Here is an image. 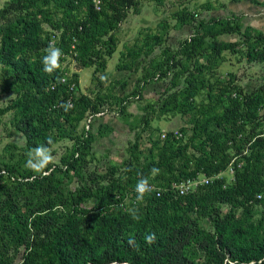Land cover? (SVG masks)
<instances>
[{
	"label": "trees",
	"instance_id": "1",
	"mask_svg": "<svg viewBox=\"0 0 264 264\" xmlns=\"http://www.w3.org/2000/svg\"><path fill=\"white\" fill-rule=\"evenodd\" d=\"M139 1L104 0L96 11L92 0H6L0 10L2 93L13 97L0 114L11 116L25 140L12 145L19 158L0 152V264H264V212L255 219L264 208V73L251 90L237 73H220L230 56L264 71L263 31L244 28L236 16L203 17L212 3L202 13L180 11L178 21L193 33L177 51L165 46L152 66L142 67L131 96H142L140 84L156 78L165 86L143 109V129L128 159L106 171L91 167L98 115L131 117V96L103 94L99 76ZM165 35L128 49L121 70L142 66L140 59L164 45ZM227 35L235 41L223 40ZM54 38L67 58L47 73L42 59ZM71 61L78 70L92 69L97 84L82 90L79 71L65 66ZM170 114L182 116V128L154 136L153 121ZM90 116L94 122L86 129ZM143 133H149L145 149ZM60 143L66 146L58 163L42 172L26 167L33 149L43 146L54 155ZM229 170L231 181L224 177ZM200 177L211 181L178 195L175 184ZM144 178L160 196L150 192L137 200L135 187ZM149 234H155L152 243L145 240Z\"/></svg>",
	"mask_w": 264,
	"mask_h": 264
},
{
	"label": "rangeland",
	"instance_id": "2",
	"mask_svg": "<svg viewBox=\"0 0 264 264\" xmlns=\"http://www.w3.org/2000/svg\"><path fill=\"white\" fill-rule=\"evenodd\" d=\"M5 1L6 0H0V10L2 9ZM236 1L237 0H164V2L160 4L156 0H140L139 6L141 9H144L142 12L148 13V11H151L153 15L156 14L155 12L158 13L159 11V13L157 15H154V20L150 23L149 26L144 21H141V17H136V11H132L128 17V20L122 24L120 31L118 32L119 45L117 52L112 58L108 60L107 70L100 73L101 75L99 76V78L105 82L104 90L102 89V93L104 94L109 93V91H114L120 97L129 95L131 96L133 93H135L138 80L141 79L144 71L138 73L134 71L127 72V76L125 75V79L118 80V75H116V73L118 72L116 68L126 61V58H123L124 56H126V54L123 53H127L128 49L135 48L145 43V38H152L153 36L160 33L162 36H164L166 32H169L167 35H165L164 45L158 47L156 52L150 57L144 60L140 59V61L143 62L142 66H152L151 59L154 57H160L165 46H169L173 51H177L180 42L189 37L190 34L185 35L178 30H172L173 24L172 26H169L172 16L171 14L175 10L172 6H181L182 3L184 4L185 2H188L187 6L190 12L196 11L197 13H202L204 11L202 9L204 4L212 3L214 5V12H212L211 14L215 15L216 18H232L233 16H236L241 20L240 23L244 28L252 24L258 27L260 31L264 32V0H258L260 4L253 3V1L249 0H239V2ZM172 9L173 11L171 12L170 10ZM202 16L205 17L203 13ZM136 20H138L139 24L141 25L139 28L136 27ZM145 24L147 26V29L143 28ZM164 26L166 27L164 28ZM222 39L226 41H235L236 38L227 35ZM238 60L239 59H237L236 57H228V61L222 66V68L220 69V73L222 75H225L228 72L237 73L242 85L245 86V88H248L250 90L255 88L260 76L264 73L263 69H260L258 67H246L245 62L241 63L240 65V63H238ZM66 65H68L67 67L72 73L79 71L82 90H87L88 88L94 87V84H97V82L92 81V69L88 68L78 70L77 64L72 61L67 62L65 66ZM140 85L144 87L143 95L141 96L139 94H136L130 97L131 103H129L127 108V112L129 116H131L130 118L120 116L117 112L107 111L103 114V116H108L107 119L110 121L112 127L102 130L100 126V132H98L99 129H97V124L94 122V119L91 122L89 118L86 120L84 124L87 125L86 129H90V124L94 122V132H98L96 134V142L94 143L95 160L91 164L92 168H94L96 165H99L104 171H106L108 165L117 164L120 166L121 163L128 159V147L131 143H133L135 135L142 132L143 129V126L139 124L140 119L144 115L143 109L146 108V106L155 104L157 102V99L163 92L162 86H165V83L163 80H158L156 78L154 82L150 84L144 85V83H141ZM3 87L4 83L2 79V73L0 72V108H3L7 104H9L10 100L13 98L8 93H2ZM154 92H157L156 95L158 97L156 99L151 97L146 99L144 97L145 94L154 95ZM10 119L11 116L9 114H0V152L6 158H10V154L12 152L17 155V158H19L22 152L15 150L12 145H18L19 147H21L24 145L25 140L21 134H18L13 130V127L10 124ZM126 121L130 122V124L134 128V131L130 130V127L126 124ZM184 121L185 120L181 115L176 114H170L169 116L158 118L153 121L155 130L153 132L154 136H158L159 131L160 133H165L170 130H179L184 125ZM81 128L80 130H82ZM143 134L144 138L142 148L145 149L147 148L149 133ZM65 146L66 144L60 143L56 147L51 149L56 150V152L54 155H52L53 159L50 163H58L60 161V156L64 153ZM232 173L233 172L229 170L228 172H225L224 177L231 181L233 178ZM263 212L264 208L257 209L255 212V219L259 220L262 217ZM202 225L205 227H209V224L206 221H203Z\"/></svg>",
	"mask_w": 264,
	"mask_h": 264
},
{
	"label": "clouds",
	"instance_id": "3",
	"mask_svg": "<svg viewBox=\"0 0 264 264\" xmlns=\"http://www.w3.org/2000/svg\"><path fill=\"white\" fill-rule=\"evenodd\" d=\"M60 55L61 52L59 49L55 48L53 45L49 46L48 54L42 59V64L45 72L52 73L59 67L58 60ZM52 159L53 157L50 154L49 150L46 147L41 146L33 149L28 153L26 167L36 172H42V170L48 165V163L52 161ZM151 171L153 174H155L156 172H158V169L153 168ZM135 191L137 193V200L143 201L145 196L152 191L149 180L147 178L139 180L136 184ZM132 216L133 219H138V216L135 212L132 213ZM154 239L155 234H149L145 237L147 243H152ZM134 243V240H129V244Z\"/></svg>",
	"mask_w": 264,
	"mask_h": 264
},
{
	"label": "crops",
	"instance_id": "4",
	"mask_svg": "<svg viewBox=\"0 0 264 264\" xmlns=\"http://www.w3.org/2000/svg\"><path fill=\"white\" fill-rule=\"evenodd\" d=\"M249 1H251V0H249ZM236 2H239V0H237ZM187 3L188 2H185L184 4L182 3L181 4V6L180 5H176V6H172V7H174L173 9H175L174 11H173V9L172 10H170L171 12H172V16H171V19H170V24H169V26L171 25L172 26V24H173V29L172 30H178V31H180V32H182V34H185V35H192V31H191V27L189 26V25H182V24H180V22L178 21V13H180V11H183L184 9H188V6H187ZM161 4V3H160ZM257 4V3H256ZM187 6V7H186ZM144 9L142 8H140V6L138 7V9H137V11H136V17L138 18V17H141V21L143 22H145L146 24H148V26L150 25V23L154 20V15H157L158 13H159V11H158V13L157 12H155L156 14H154L153 15V13L151 12V11H148V13H145V12H142ZM212 12H214V11H212ZM212 12H210V13H204V15L205 16H213V17H215V15H213V14H211ZM224 12V11H223ZM172 22V23H171ZM146 24L144 25V29L147 27L146 26ZM141 25L139 24V22H138V20H136V27L137 28H139ZM166 26H164V28H165ZM175 27V28H174ZM248 27H253V28H255V29H257V30H259L258 29V27H256V26H254V25H249ZM147 29V28H146ZM167 34L169 33V32H166ZM165 33V34H166ZM161 34V33H160ZM166 34V35H167ZM189 35V36H190ZM141 46V45H140ZM123 54H126V52L125 53H123ZM122 54V55H123ZM110 67V66H109ZM136 67V66H135ZM142 67L143 66H140V67H138V69H134V72H142L143 70H142ZM117 72L118 73H116V75H118V80L119 79H121V80H123V79H125L126 78V76H127V72L126 71H124V70H121V68L119 67V66H117ZM135 70H137V71H135ZM126 75V76H125ZM129 77V76H128ZM80 80H81V78H80ZM116 80V79H115ZM114 80V81H115ZM122 86V85H121ZM155 94L153 95V94H145V98L146 99H148L149 97H151V98H157L158 96L156 95L157 94V92H154ZM107 117L108 116H101V117H99V119L96 121V124H97V129H99V127L101 126V125H108L109 127H112L111 126V124H110V121L107 119ZM178 126V125H177Z\"/></svg>",
	"mask_w": 264,
	"mask_h": 264
},
{
	"label": "built area",
	"instance_id": "5",
	"mask_svg": "<svg viewBox=\"0 0 264 264\" xmlns=\"http://www.w3.org/2000/svg\"><path fill=\"white\" fill-rule=\"evenodd\" d=\"M92 4L95 8L96 11H101L103 4H104V0H92ZM56 39V38H55ZM53 40L51 45L55 44L56 40ZM58 49V48H57ZM61 55L59 57L58 62H63L65 63V59L67 58L66 54L63 53V51H60ZM104 113L99 114L98 116H103ZM90 122L94 119L93 116L89 117ZM89 129V128H88ZM176 135L181 136V134H179L178 131L175 132ZM163 137H165V135H163ZM232 171V170H231ZM210 179L209 178H197V179H187L184 180L180 183H177L174 185L175 190L177 191L178 195L180 196H186L192 192H194L199 186L202 185H208L210 183ZM152 187V191L151 192H157V195L160 196V190L154 186V185H150ZM259 198H261V196H258Z\"/></svg>",
	"mask_w": 264,
	"mask_h": 264
}]
</instances>
